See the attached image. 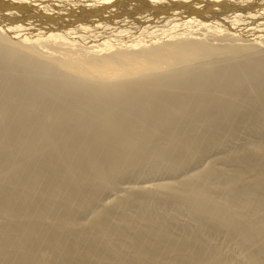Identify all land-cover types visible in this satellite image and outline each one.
<instances>
[{"label": "bare ground", "instance_id": "bare-ground-1", "mask_svg": "<svg viewBox=\"0 0 264 264\" xmlns=\"http://www.w3.org/2000/svg\"><path fill=\"white\" fill-rule=\"evenodd\" d=\"M211 1L0 0V264H264V0Z\"/></svg>", "mask_w": 264, "mask_h": 264}, {"label": "rangeland", "instance_id": "rangeland-1", "mask_svg": "<svg viewBox=\"0 0 264 264\" xmlns=\"http://www.w3.org/2000/svg\"><path fill=\"white\" fill-rule=\"evenodd\" d=\"M178 3H180V2H178ZM208 3L210 4V3H212V1H211V0H208ZM208 3H207V4H208ZM256 6H258V5H256ZM259 6H261L262 8L264 7V5L262 6V4H259ZM259 6L256 7V8H253V9H257V8H259V9H257V10H259L258 12H257L256 10H253V9H252L253 11H252V10H251V11L253 12V14H252L251 11H249L250 13H249V12H245V15L243 14L244 12L242 13L243 16L239 17V20H240V23H242V24H241L242 26H240L239 20H238V25L235 26L236 23H234V26H235V27H231V26L233 25V23H232V24L229 23L230 25H229V24H227V25L229 26V28H232L231 30H234V31H235V29H236L237 26H240V27H237V29H243V28L245 29V28H246L245 26H247V29H245V30H251V29L259 30V29H262V28L264 27V22H263V21H264V20H263V19H264V13L262 14L261 11L264 12V8H263V10H261L262 8L259 7ZM88 7H90V6H88ZM77 8H78V7H74V12H73V10H70V12H72L74 15H75V12H76V13H79V14L82 13L81 11H79V8H78V10H77ZM83 8H84V7H83ZM85 8H86V9H85L86 11L83 9V11H85V12H89V11L91 10V9H88L87 7H85ZM87 9H88V11H87ZM78 11H79V12H78ZM259 12H260L261 14H260ZM248 13L251 14V15L249 16ZM254 13H256V14L254 15ZM257 13H258V14H257ZM259 14H260V18H259V20H261V21L263 22V23H261L262 25L260 24L261 21L258 20V16H259ZM76 15H77V14H76ZM253 15H254V16H253ZM256 15H257V16H256ZM255 16H256V17H255ZM245 17L247 18V20H249L250 18H251L250 20H252V18H256V19H255V20H252L253 22H251L250 20H249V22H248V21L246 20ZM243 18H244V19H243ZM248 18H249V19H248ZM256 20H258L259 23H258ZM241 21H242V22H241ZM245 21H246V23H245ZM250 22H251V23H250ZM254 22H255V23H254ZM243 23H244V24H243ZM248 23H249V24H248ZM257 23H258V25H257ZM246 24L250 25V26H249L250 29L248 28V25H246ZM251 24H252V25H251ZM254 24H255V25H254ZM259 24H260L261 26H259ZM256 25H257V26H256ZM252 26H253V27L255 26V28H253ZM251 27H252V28H251ZM260 31H261V30H260ZM260 31H259L258 33H260ZM263 31H264V29H263Z\"/></svg>", "mask_w": 264, "mask_h": 264}]
</instances>
